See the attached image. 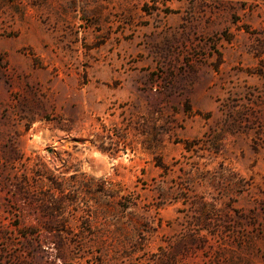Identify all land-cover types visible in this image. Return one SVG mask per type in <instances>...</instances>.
<instances>
[{
	"label": "rangeland",
	"instance_id": "rangeland-1",
	"mask_svg": "<svg viewBox=\"0 0 264 264\" xmlns=\"http://www.w3.org/2000/svg\"><path fill=\"white\" fill-rule=\"evenodd\" d=\"M0 264H264V0H0Z\"/></svg>",
	"mask_w": 264,
	"mask_h": 264
}]
</instances>
